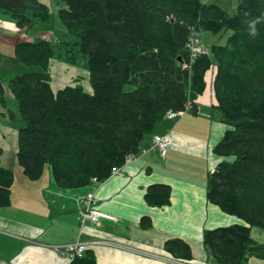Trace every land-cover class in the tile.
Masks as SVG:
<instances>
[{
	"label": "trees",
	"instance_id": "1",
	"mask_svg": "<svg viewBox=\"0 0 264 264\" xmlns=\"http://www.w3.org/2000/svg\"><path fill=\"white\" fill-rule=\"evenodd\" d=\"M58 1L65 4L59 17L66 37L57 44L45 38L15 44V55L31 68L10 81L24 121L17 152L23 173L37 180L49 167L63 188L106 180L141 153L169 110L196 106L215 69L213 91L227 129L214 147L222 159L209 174L207 198L242 223L206 230L203 243L219 264L264 259V243L252 236L253 228L264 231V0H239L235 13L202 0ZM0 10L24 30L50 23V9L39 0H0ZM203 31L231 33L184 68L187 40ZM54 58L85 61L92 92L79 80L55 91ZM13 181L14 171L0 166V206L10 204ZM171 193L170 185L156 183L145 198L161 207ZM142 225L150 226V218ZM165 248L192 256L182 239L167 240ZM71 264L98 263L87 250Z\"/></svg>",
	"mask_w": 264,
	"mask_h": 264
},
{
	"label": "crops",
	"instance_id": "2",
	"mask_svg": "<svg viewBox=\"0 0 264 264\" xmlns=\"http://www.w3.org/2000/svg\"><path fill=\"white\" fill-rule=\"evenodd\" d=\"M39 1L50 9L48 26L35 23L24 30L9 13L0 10V166L14 171L11 202L0 206V264H67L66 255L57 247L78 240L87 243L98 264H179L175 260L219 264L203 243L204 232L242 220L207 198L209 174L222 159L214 147L227 129L216 106L215 69L207 75V88L196 99V106L177 118L160 120L142 142V150L147 151L128 159L120 174L88 186L63 188L49 167L37 180L23 173L17 152L24 121L10 81L31 68L17 58L15 44L36 38L57 44L67 30L59 17L65 4ZM68 66L64 60L52 59L51 85L55 91L77 80L83 86L80 77H68L72 69ZM84 88L92 92L91 84ZM11 111L14 117L9 115ZM156 134L171 140L164 157L151 148ZM156 183L171 186L169 204L158 207L146 201L147 187ZM89 193L96 196L97 209L109 217L82 226L81 199ZM144 217L150 218V226L142 225ZM256 229H252V236ZM177 238L189 243L191 258L176 257L165 248L167 240ZM247 264H264V259L252 257Z\"/></svg>",
	"mask_w": 264,
	"mask_h": 264
},
{
	"label": "built area",
	"instance_id": "3",
	"mask_svg": "<svg viewBox=\"0 0 264 264\" xmlns=\"http://www.w3.org/2000/svg\"><path fill=\"white\" fill-rule=\"evenodd\" d=\"M186 48L189 53L190 63L183 64L184 68L190 67L192 61L196 60L198 57L202 55L207 54L208 52V49L201 42V37L196 36L194 33L187 40ZM191 108H192V104L188 103L186 108L183 111L169 110L166 113V116L170 118H177L183 115L184 113H186ZM171 145H172L171 140L168 136L156 134L153 137V144L151 148L158 150L160 154L164 157L167 151L170 149ZM146 151L147 149H143L141 153H144ZM120 173H121V167H114L112 169L111 175L120 174ZM81 205L83 208L81 218H80L82 226L87 221L98 223L102 217H109L107 215H104L101 211L97 209V199L94 193H89L85 195L81 199ZM57 249L61 253L66 255L68 259L67 264H71L76 258H81L84 256L85 252L87 251V243L84 241L78 240L75 242H71L65 245L58 246ZM175 261L178 262L179 264H187L184 261L182 262L181 260H175Z\"/></svg>",
	"mask_w": 264,
	"mask_h": 264
},
{
	"label": "rangeland",
	"instance_id": "4",
	"mask_svg": "<svg viewBox=\"0 0 264 264\" xmlns=\"http://www.w3.org/2000/svg\"><path fill=\"white\" fill-rule=\"evenodd\" d=\"M202 1L206 2V3L217 4L223 10H225L227 12H231V13L237 12L238 3H239V0H202ZM230 33H231V31H222V32H217V33L210 32V31H203L202 36H201V42L203 43V45L207 49H209V47L212 46L213 44L225 43ZM70 65L71 64H69L68 67H70V69L71 68L72 69L68 73V77L78 76V77H80V80H81L83 86L85 87V85H86L89 87V84H91V82H90V77H89V69H88L85 61H82V63L77 64V65H71L72 67ZM34 69H35V67H34ZM133 88H134V86H132V85L126 86V90H132ZM262 235H264V231L259 229V228H257L253 233V236L255 239L264 241V237H262Z\"/></svg>",
	"mask_w": 264,
	"mask_h": 264
}]
</instances>
